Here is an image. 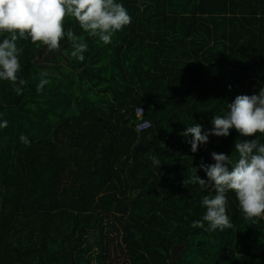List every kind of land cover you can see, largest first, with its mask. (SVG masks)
<instances>
[{"label": "trees", "instance_id": "16d2710c", "mask_svg": "<svg viewBox=\"0 0 264 264\" xmlns=\"http://www.w3.org/2000/svg\"><path fill=\"white\" fill-rule=\"evenodd\" d=\"M121 2L132 22L108 45L64 18L83 61L66 37L53 51L17 40L27 83L18 95L0 81V264H264V218L245 217L233 191L232 228L191 226L214 192L186 181H207L199 166L212 152L235 160L245 138L233 129L193 153L182 135L264 88V0ZM139 107L150 126L138 132Z\"/></svg>", "mask_w": 264, "mask_h": 264}, {"label": "clouds", "instance_id": "9594fccd", "mask_svg": "<svg viewBox=\"0 0 264 264\" xmlns=\"http://www.w3.org/2000/svg\"><path fill=\"white\" fill-rule=\"evenodd\" d=\"M66 16L73 17L89 37H98L105 45L112 42L116 32L132 22L121 0H0V34H9L0 39V81H11L18 95L27 83L18 75L23 51L17 45L18 39L30 38L32 43L39 42L53 51L60 49L61 40L66 37L72 44V51L65 50V54L83 61L88 45L84 37L77 36L72 29L65 31ZM40 77L38 92L50 83L47 73L41 72ZM228 109L214 116L211 129L205 130L203 125L195 123L182 133L185 137L191 136L189 143L193 153L207 144L210 136L227 137L233 129L245 138L234 144L235 160L233 155L212 152L215 162L199 166L206 173L207 181L197 174L186 181L202 188L211 187L214 192L202 197L200 203L205 212L191 225L205 231L232 228L227 210L229 191L235 193L245 217L264 218V88L258 95H238ZM7 126L8 121L0 113V129ZM143 126L146 125H138L136 130L139 132ZM257 133L260 134L257 139H246ZM19 139L25 145L30 144L24 135ZM152 164L160 167L161 161L152 157Z\"/></svg>", "mask_w": 264, "mask_h": 264}, {"label": "built area", "instance_id": "2783aa9c", "mask_svg": "<svg viewBox=\"0 0 264 264\" xmlns=\"http://www.w3.org/2000/svg\"><path fill=\"white\" fill-rule=\"evenodd\" d=\"M144 115H145L144 108L143 107H139L137 109V116L139 117V119H140L141 122H139L137 124V126L138 125H146V126L141 127V130L147 129L150 126V122L144 119Z\"/></svg>", "mask_w": 264, "mask_h": 264}]
</instances>
